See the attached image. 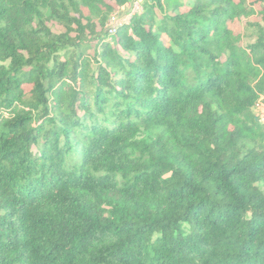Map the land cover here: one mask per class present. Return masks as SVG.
Listing matches in <instances>:
<instances>
[{"label": "trees", "instance_id": "1", "mask_svg": "<svg viewBox=\"0 0 264 264\" xmlns=\"http://www.w3.org/2000/svg\"><path fill=\"white\" fill-rule=\"evenodd\" d=\"M133 1L0 0V264H264V0Z\"/></svg>", "mask_w": 264, "mask_h": 264}, {"label": "built area", "instance_id": "2", "mask_svg": "<svg viewBox=\"0 0 264 264\" xmlns=\"http://www.w3.org/2000/svg\"><path fill=\"white\" fill-rule=\"evenodd\" d=\"M125 7L120 8L119 10H115L113 12L108 21H107V30L109 36L113 37L118 32L122 25L130 22L131 18L135 15H139L143 11L142 0H135L132 10L124 12ZM254 112L256 116L259 118L260 122L264 124V97L262 96L254 106Z\"/></svg>", "mask_w": 264, "mask_h": 264}, {"label": "rangeland", "instance_id": "3", "mask_svg": "<svg viewBox=\"0 0 264 264\" xmlns=\"http://www.w3.org/2000/svg\"><path fill=\"white\" fill-rule=\"evenodd\" d=\"M135 1H133L131 4L125 7L124 12H129L132 10L133 4ZM109 19V18H108ZM257 19L256 16L254 17H248L244 18L241 23H237L236 26H234L236 31H242L243 32V44L244 46H247L248 44H251L252 42L256 41L258 31L257 27L255 25H252L254 23V20ZM50 26L57 31L63 30L64 26L59 20L53 21ZM261 187L264 189V186L261 185Z\"/></svg>", "mask_w": 264, "mask_h": 264}]
</instances>
